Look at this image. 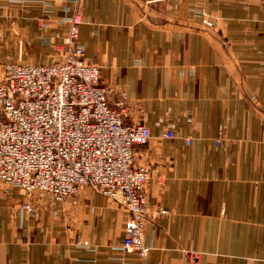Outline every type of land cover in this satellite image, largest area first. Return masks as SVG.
<instances>
[{
    "label": "crops",
    "instance_id": "crops-1",
    "mask_svg": "<svg viewBox=\"0 0 264 264\" xmlns=\"http://www.w3.org/2000/svg\"><path fill=\"white\" fill-rule=\"evenodd\" d=\"M0 4V71L57 62L77 4L78 42L109 100L123 92L125 122L149 128L134 147L151 170L145 263L264 264V0ZM126 218L88 186L53 201L0 184V264H140L120 250Z\"/></svg>",
    "mask_w": 264,
    "mask_h": 264
},
{
    "label": "built area",
    "instance_id": "built-area-1",
    "mask_svg": "<svg viewBox=\"0 0 264 264\" xmlns=\"http://www.w3.org/2000/svg\"><path fill=\"white\" fill-rule=\"evenodd\" d=\"M81 24L76 4L68 19L66 49H52L57 62L2 67L0 184L27 197L43 193L53 201L71 197L81 186L93 188L126 212L120 250L135 253L140 264H147L150 246L144 227L151 207L144 186L151 170L135 165L134 147L146 145L150 131L143 121L125 122L128 101L123 92L114 102L109 100L100 80L102 67L86 58L78 42ZM21 209L30 216L37 211L31 202Z\"/></svg>",
    "mask_w": 264,
    "mask_h": 264
}]
</instances>
